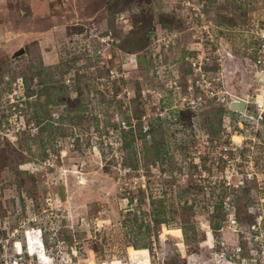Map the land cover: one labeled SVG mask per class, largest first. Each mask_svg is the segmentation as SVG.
I'll return each instance as SVG.
<instances>
[{
	"label": "rangeland",
	"instance_id": "obj_1",
	"mask_svg": "<svg viewBox=\"0 0 264 264\" xmlns=\"http://www.w3.org/2000/svg\"><path fill=\"white\" fill-rule=\"evenodd\" d=\"M262 60L264 0H0V264L208 255L230 195L208 172L225 174L238 117L226 130L215 99L164 108L190 100L194 61L254 100ZM233 146L244 212L258 183L243 167L260 166Z\"/></svg>",
	"mask_w": 264,
	"mask_h": 264
},
{
	"label": "built area",
	"instance_id": "obj_2",
	"mask_svg": "<svg viewBox=\"0 0 264 264\" xmlns=\"http://www.w3.org/2000/svg\"><path fill=\"white\" fill-rule=\"evenodd\" d=\"M206 59H209L207 57ZM194 61L191 64L189 74L193 76L192 79L188 78L187 89L191 91L192 95L190 100L180 102V100L174 102L169 108L165 107L167 114L163 115L169 120H177L180 114L179 109H202L207 103L212 100L222 102L226 107L223 113L224 127L226 130L231 131L230 123L235 121L231 119L232 113L238 117V130H235V134H232V142L227 148L223 146V158L227 159L225 174L224 171H216V167H212L208 173L211 175L210 190H216L217 185L221 184V188L225 189L226 198L221 202V208L223 210L222 219L219 220V226L215 233L210 235V247L209 254L204 256L199 252L193 251L190 255H185L187 264H264V93L261 96H256L254 100L249 98H240L233 92L226 88L221 83H218L222 77L219 75H213L211 77V83L214 80V84L211 85L209 80L210 70L205 71L203 62ZM264 66V60H262ZM111 73L113 71H110ZM188 74V75H189ZM212 74V73H211ZM175 80H178V75ZM129 94V92H127ZM244 100L246 101L245 111L238 112L233 110L230 106L232 101ZM179 102L180 104H178ZM253 103V106H251ZM172 110V112H168ZM197 111V110H194ZM161 117V116H158ZM173 117H176L173 119ZM123 123V122H122ZM127 122H124L125 125ZM253 134H258L254 136ZM241 137V140H236L235 137ZM243 143L244 147H248L247 158L251 159L252 155L256 156V161L259 162L260 170L254 168L253 160L247 161V166L244 165L245 177L248 181L255 179L257 187H254L256 193L250 192V198L245 206V211L241 212L239 199L234 196V189L231 188V177L235 173V164L231 162L225 151L228 149H236V146ZM254 146L257 148V152L252 151ZM242 148H239V152ZM238 154V158L241 156ZM240 160V159H239ZM255 161V162H256ZM230 165L232 167H230ZM230 167L231 170L228 168ZM258 167V166H257ZM211 172V173H210ZM215 172H218L217 174ZM206 172V174H208ZM238 173V172H236ZM239 174V173H238ZM244 179V178H240ZM263 180V181H261ZM224 182L223 184L221 183ZM243 181L239 180V184L243 185ZM238 184H233L235 186ZM226 187V188H225ZM253 195H259V197H252ZM217 232V233H216Z\"/></svg>",
	"mask_w": 264,
	"mask_h": 264
},
{
	"label": "water",
	"instance_id": "obj_3",
	"mask_svg": "<svg viewBox=\"0 0 264 264\" xmlns=\"http://www.w3.org/2000/svg\"><path fill=\"white\" fill-rule=\"evenodd\" d=\"M24 51H25L24 48H20L19 50L14 52L13 53L14 58L23 54ZM230 106L233 110L242 112V111H245L247 104H246V101L244 100H235L231 102Z\"/></svg>",
	"mask_w": 264,
	"mask_h": 264
},
{
	"label": "trees",
	"instance_id": "obj_4",
	"mask_svg": "<svg viewBox=\"0 0 264 264\" xmlns=\"http://www.w3.org/2000/svg\"><path fill=\"white\" fill-rule=\"evenodd\" d=\"M122 122H123V123H124V122L129 123L128 120H124V121H122ZM131 131H133V130H131ZM124 143H126V142H124ZM125 146L128 147V143H126ZM219 205H220V207H221V203H219ZM215 207H216V206H215ZM241 210H242V209H241ZM218 220H219V219H218ZM217 224H218V222H217Z\"/></svg>",
	"mask_w": 264,
	"mask_h": 264
},
{
	"label": "crops",
	"instance_id": "obj_5",
	"mask_svg": "<svg viewBox=\"0 0 264 264\" xmlns=\"http://www.w3.org/2000/svg\"><path fill=\"white\" fill-rule=\"evenodd\" d=\"M262 93H264V90H263L261 93L259 92L256 96H258V95H262ZM148 248H149V247H148Z\"/></svg>",
	"mask_w": 264,
	"mask_h": 264
},
{
	"label": "clouds",
	"instance_id": "obj_6",
	"mask_svg": "<svg viewBox=\"0 0 264 264\" xmlns=\"http://www.w3.org/2000/svg\"><path fill=\"white\" fill-rule=\"evenodd\" d=\"M174 72V71H173Z\"/></svg>",
	"mask_w": 264,
	"mask_h": 264
}]
</instances>
